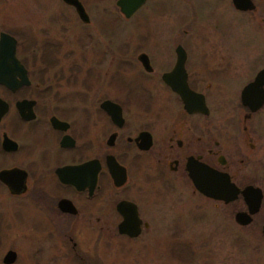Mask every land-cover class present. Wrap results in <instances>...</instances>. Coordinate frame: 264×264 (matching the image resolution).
<instances>
[{
    "label": "flooded vegetation",
    "instance_id": "1",
    "mask_svg": "<svg viewBox=\"0 0 264 264\" xmlns=\"http://www.w3.org/2000/svg\"><path fill=\"white\" fill-rule=\"evenodd\" d=\"M225 1L237 14L258 18L264 37V0H250L252 7L245 10ZM80 3L86 20L74 13L89 26ZM190 31L174 33L157 59L140 47L133 59L120 60L135 68L118 84L124 98L113 96L114 60H102L105 52L94 65L101 69L92 72L86 59L65 64L59 43L22 46L3 31L16 40L14 56L24 75H12L9 87L0 84V264L140 262L139 253L97 252L95 245H81L96 240V228L108 231L109 239L130 241L145 231L154 238L161 226L178 227L174 238L191 241L186 227L204 223V198L215 208L240 203L231 208L229 222L239 228L258 225L262 239L264 95L252 108L241 101V92L264 70V39L250 60H237L236 47L226 53L217 47L222 50L217 53L210 43L197 50L201 59L191 60ZM168 73L174 82L183 78L192 96L203 100L198 109L184 108L179 86L174 89L163 79ZM261 82L255 89L264 92V74ZM153 84L158 95L151 92ZM160 96L171 106L157 103L151 111V104L143 103ZM107 101L119 106L118 123L102 107ZM134 107L138 112L130 111ZM204 165L228 176L238 190L234 199L210 198L193 186L189 171L203 176ZM175 178L189 187H173ZM168 182L170 187H158ZM247 186L258 188L261 198L242 224L235 213L247 212L240 192Z\"/></svg>",
    "mask_w": 264,
    "mask_h": 264
},
{
    "label": "rangeland",
    "instance_id": "2",
    "mask_svg": "<svg viewBox=\"0 0 264 264\" xmlns=\"http://www.w3.org/2000/svg\"><path fill=\"white\" fill-rule=\"evenodd\" d=\"M80 1L89 15V26L81 24L74 10L61 0H0V30L10 31L22 46L47 41L59 43L65 64L86 59L92 72L101 69H96L95 62L105 52L102 60H110L111 57L114 60L113 96L117 98H124L118 84L127 79L124 76L128 71L135 69L133 64H123L120 60L133 59L140 47L157 59L160 53L168 50L172 35L182 29L191 30L187 40L191 60L201 59L197 50L208 43L213 45L211 48L214 50L223 48L225 53L236 47L241 54L236 57L237 60H250L254 53L252 50H258L259 39L263 37L258 18L255 20L254 16L237 14L225 0L224 3H219V0H146L129 18L122 16L115 0ZM206 31L209 41L205 40ZM226 79L232 80L228 76ZM132 80L137 78L134 76ZM153 85L151 92L158 95L159 89ZM210 101L214 103L216 99ZM129 102L134 103L131 99ZM143 103L151 104V111L156 109L157 103L171 106L169 98L161 96L152 97L150 101L143 99ZM136 108L130 111L138 112ZM172 186L189 187L178 178ZM158 187L168 188L169 182ZM213 203L204 198V226L194 222L186 227L191 241L174 238V232H179L178 227L161 226L154 238L150 239L148 235L155 233L145 231L144 236L130 241L120 237L109 239L108 231L96 228L90 229L94 231L92 234L96 240L83 244L81 241V246L89 248L95 245L97 252H134L142 255L140 262L131 259L130 264H264V242L258 225L255 228L252 223L249 227L239 228L229 222L233 220L231 208L239 207L240 203L234 202L221 208L213 207ZM176 216L179 219L180 216ZM172 253L178 258L170 259Z\"/></svg>",
    "mask_w": 264,
    "mask_h": 264
},
{
    "label": "water",
    "instance_id": "3",
    "mask_svg": "<svg viewBox=\"0 0 264 264\" xmlns=\"http://www.w3.org/2000/svg\"><path fill=\"white\" fill-rule=\"evenodd\" d=\"M64 3L68 5H72L74 7L75 12L79 16L80 19L86 20V13L80 3L79 0H62ZM146 0H115V5L117 6L119 12L123 17H130L142 4H144ZM233 5L241 10L250 9L252 7V3L250 0H232ZM15 38L10 34L1 31L0 32V84H4L9 87L13 84L11 81L12 75H24V68L19 63V61L14 56V45ZM7 53L9 57L3 56V54ZM141 58V55L138 57ZM182 58V57H181ZM181 64V62H180ZM181 66V65H180ZM20 72V73H19ZM264 74V70L260 71L254 78L253 81L248 83L241 92V101L244 104L252 108L258 107L263 101L264 92L260 88L255 89L256 86L261 85V77ZM171 73L164 74L163 79L175 89V86H179L180 90H178L179 94L182 97V102L184 108L187 110H196L198 109V105L202 104L203 100L196 99L192 96V92L187 90L185 80L181 78L180 80H176L175 82L170 79ZM252 94L254 96L250 97ZM194 102V103H193ZM193 104V107H192ZM102 107L110 113L114 122L118 123L120 113L119 106L107 101L102 104ZM205 110V105H203ZM111 109H116V112H112ZM189 176L191 178L193 186L204 193L205 196L214 198L217 200H223L227 202L236 197L237 188L233 185V183L228 179V176L224 173L213 171L208 168L207 165H204L203 176L199 171H189ZM242 198L247 207V212L239 211L235 213L236 221L240 223H247L250 221V214H253L257 211L260 205V194L259 189L247 186L241 191ZM264 203V201H263ZM123 230V229H120ZM132 234H136L132 233ZM261 235L264 241V224L261 227ZM9 262L10 259L6 260Z\"/></svg>",
    "mask_w": 264,
    "mask_h": 264
}]
</instances>
